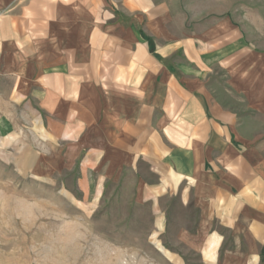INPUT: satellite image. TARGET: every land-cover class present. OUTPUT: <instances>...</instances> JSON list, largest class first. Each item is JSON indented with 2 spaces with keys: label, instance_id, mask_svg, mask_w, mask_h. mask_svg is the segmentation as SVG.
Segmentation results:
<instances>
[{
  "label": "crops",
  "instance_id": "obj_1",
  "mask_svg": "<svg viewBox=\"0 0 264 264\" xmlns=\"http://www.w3.org/2000/svg\"><path fill=\"white\" fill-rule=\"evenodd\" d=\"M54 5L31 0L32 19L0 23L3 58L18 70L16 89L28 107L44 108L56 139L82 148L88 175L104 171L120 182L125 174V186L154 201L158 231L168 213L162 200L171 197L180 211L196 213L184 231L208 264H264V104L255 100L245 114L223 95L227 86L210 83L229 58L227 37L174 41L167 53L156 38L157 57L143 30L98 24L62 46L52 38ZM181 45L194 63L185 78L163 60Z\"/></svg>",
  "mask_w": 264,
  "mask_h": 264
},
{
  "label": "rangeland",
  "instance_id": "obj_2",
  "mask_svg": "<svg viewBox=\"0 0 264 264\" xmlns=\"http://www.w3.org/2000/svg\"><path fill=\"white\" fill-rule=\"evenodd\" d=\"M30 1L0 0V23L6 16L32 19ZM53 2L52 38L62 46L86 39L98 24L104 30L131 25L138 35L143 30L155 48L156 38L164 44L165 53L174 41L223 33L229 58L215 67L210 83L217 90L227 86L223 95L245 114H253L248 105L255 100L264 104V0ZM34 26L26 30L32 36ZM45 35L42 29L43 47ZM5 47L11 55L12 44ZM3 52L0 44V264H208L186 232L196 213L180 211L167 197L161 204L167 218L158 231L157 204L125 186V174L110 182L104 171H83L82 148L56 139L44 108L28 107L16 89L18 70ZM187 52L181 45L163 58L182 78L194 67ZM173 206L175 213L168 210Z\"/></svg>",
  "mask_w": 264,
  "mask_h": 264
},
{
  "label": "trees",
  "instance_id": "obj_3",
  "mask_svg": "<svg viewBox=\"0 0 264 264\" xmlns=\"http://www.w3.org/2000/svg\"><path fill=\"white\" fill-rule=\"evenodd\" d=\"M142 35L146 39V41L148 42L150 51L152 53H154L157 57H159V55L156 53V48H155V44H154L153 39L151 37H149L148 35H146V33H144L143 31H142Z\"/></svg>",
  "mask_w": 264,
  "mask_h": 264
}]
</instances>
